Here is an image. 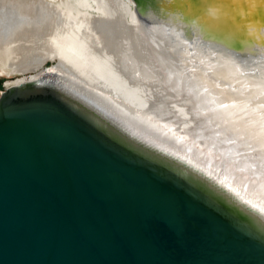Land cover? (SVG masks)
<instances>
[{
	"label": "water",
	"instance_id": "obj_1",
	"mask_svg": "<svg viewBox=\"0 0 264 264\" xmlns=\"http://www.w3.org/2000/svg\"><path fill=\"white\" fill-rule=\"evenodd\" d=\"M132 1L142 22L242 56L248 22L264 27V0L254 20L224 0ZM49 68L0 97V264H264V213L80 104Z\"/></svg>",
	"mask_w": 264,
	"mask_h": 264
},
{
	"label": "bare ground",
	"instance_id": "obj_2",
	"mask_svg": "<svg viewBox=\"0 0 264 264\" xmlns=\"http://www.w3.org/2000/svg\"><path fill=\"white\" fill-rule=\"evenodd\" d=\"M23 1L51 19L24 36L0 34V75L38 71L57 58L49 71L80 104L110 114L150 151L211 176L264 213L261 24L248 22L253 45L242 56L199 29L190 41L177 23L142 22L132 0ZM228 2L251 20L262 4Z\"/></svg>",
	"mask_w": 264,
	"mask_h": 264
},
{
	"label": "rangeland",
	"instance_id": "obj_3",
	"mask_svg": "<svg viewBox=\"0 0 264 264\" xmlns=\"http://www.w3.org/2000/svg\"><path fill=\"white\" fill-rule=\"evenodd\" d=\"M226 1H228V0H226ZM24 2L25 1H23V0H0V16H1V18H0V34L4 38H6V40H8V36H9L8 33L9 32L16 34V29H17V32H18L17 37L18 36L19 37L24 36L26 33L24 34V32H22V31L25 30L26 28L27 29L30 28V30L32 29V31H37V29H42L41 28L42 25L43 26H44V24L47 25V21L51 19V18H48L47 16H42V12L39 11V8L36 9V6H33L34 7L33 8L32 6H30L31 4L29 5L27 2H25V4H24ZM14 17L15 18L17 17L16 20ZM45 18H46V20H45ZM225 20H227V18H225L224 22H221V23H225ZM9 22L10 23L14 22V23L12 25V23L10 24ZM15 22H16V24H15ZM25 22H29L30 27L25 26ZM13 30H14V32H13ZM19 32H20V34H19ZM57 32H59V31H56V33ZM238 37H240V39H242V37H244V32L240 31V35ZM245 37H248V35L246 34ZM58 61L59 60L57 58H54V60H47V62L44 63L43 67H41L38 71L33 70V71L26 72L25 74L14 73V74H10V75H7V74L0 75V96H2V94L4 92H6L8 90V88H10L12 86V85L9 86L10 85L9 83H14L19 79L26 78L25 75L26 76H29L31 74L36 75L37 73H40L41 71H43V68H46V67H50L49 70L56 68V66L58 65ZM32 76H34V75H32Z\"/></svg>",
	"mask_w": 264,
	"mask_h": 264
},
{
	"label": "flooded vegetation",
	"instance_id": "obj_4",
	"mask_svg": "<svg viewBox=\"0 0 264 264\" xmlns=\"http://www.w3.org/2000/svg\"><path fill=\"white\" fill-rule=\"evenodd\" d=\"M101 78H103V80H104V77L101 76ZM99 80H100V77L98 78V81H99ZM103 80L101 79L100 81H103Z\"/></svg>",
	"mask_w": 264,
	"mask_h": 264
}]
</instances>
